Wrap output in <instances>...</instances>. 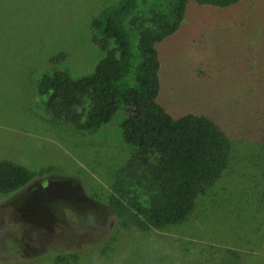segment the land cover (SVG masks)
I'll return each mask as SVG.
<instances>
[{
	"label": "rangeland",
	"instance_id": "rangeland-1",
	"mask_svg": "<svg viewBox=\"0 0 264 264\" xmlns=\"http://www.w3.org/2000/svg\"><path fill=\"white\" fill-rule=\"evenodd\" d=\"M118 1L0 0V160L34 174L0 194V264L64 252L74 264H264V0H188L178 29L156 43L157 102L175 118L208 116L230 138L222 176L185 221L162 229L125 226L108 204L135 151L121 136L125 108L87 135L53 119L37 92L56 69L93 70L104 52L90 21Z\"/></svg>",
	"mask_w": 264,
	"mask_h": 264
},
{
	"label": "trees",
	"instance_id": "trees-1",
	"mask_svg": "<svg viewBox=\"0 0 264 264\" xmlns=\"http://www.w3.org/2000/svg\"><path fill=\"white\" fill-rule=\"evenodd\" d=\"M229 6L238 0H194ZM188 0H119L91 19V40L104 52L93 70L78 78L56 69L41 77L37 92L58 121L92 135L120 107L124 142L135 148L117 169L108 204L125 226L162 229L185 221L196 199L225 171L229 136L208 116L172 117L157 102L156 43L180 26ZM65 54L50 57L58 63ZM34 174L12 160H0V194L26 186ZM144 197V198H141ZM75 253H59L50 264H74Z\"/></svg>",
	"mask_w": 264,
	"mask_h": 264
}]
</instances>
